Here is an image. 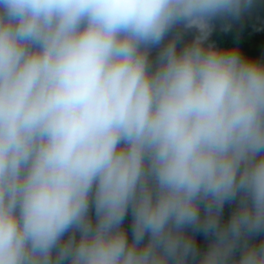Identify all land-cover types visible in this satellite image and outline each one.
Here are the masks:
<instances>
[{"label": "clouds", "instance_id": "clouds-1", "mask_svg": "<svg viewBox=\"0 0 264 264\" xmlns=\"http://www.w3.org/2000/svg\"><path fill=\"white\" fill-rule=\"evenodd\" d=\"M254 6L0 0V264H264Z\"/></svg>", "mask_w": 264, "mask_h": 264}, {"label": "trees", "instance_id": "trees-1", "mask_svg": "<svg viewBox=\"0 0 264 264\" xmlns=\"http://www.w3.org/2000/svg\"><path fill=\"white\" fill-rule=\"evenodd\" d=\"M171 35L173 34L165 38V42ZM193 35L191 30L184 32L182 42H189ZM209 41L218 47H236L242 54L264 62V0H255L254 8L238 19L216 22ZM155 56L154 49L151 52V58L154 59ZM227 211L226 206L225 212ZM125 223L128 225L129 220L126 219ZM196 239L200 246L206 243L202 234H196Z\"/></svg>", "mask_w": 264, "mask_h": 264}]
</instances>
